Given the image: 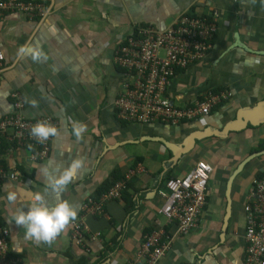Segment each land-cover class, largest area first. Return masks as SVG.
Instances as JSON below:
<instances>
[{"label": "crops", "instance_id": "0c3cea01", "mask_svg": "<svg viewBox=\"0 0 264 264\" xmlns=\"http://www.w3.org/2000/svg\"><path fill=\"white\" fill-rule=\"evenodd\" d=\"M185 13L214 21L217 30L205 57L174 72L168 97L179 108L218 90H227L230 99L200 122L123 123L114 109L122 80L113 62L114 47L141 28L164 31ZM20 45H39L46 58L18 59ZM259 51H264V0H45L41 17H0V122L11 113V95L16 93L24 120L49 117L58 130L41 160H32L30 143L19 145L11 131L0 134L1 165L16 176L0 187V227L9 232L8 257L19 264H125L135 257L145 235L161 232L171 242L155 264H244L243 205L252 180L264 173V154L234 178L223 232L225 183L264 138V124L226 139L198 141L179 161L159 140L180 144L190 133L220 128L239 109L261 101L264 57L256 55ZM29 100L35 101L34 107ZM73 121L85 125L79 140L71 134ZM73 159H79L81 167L59 199L72 206L74 219L48 242L24 239V229L9 222L20 202L9 203L5 193L24 187L55 202L57 197L44 191L42 170L56 169L58 175ZM198 161L213 168L205 206L195 228L179 236L175 225L159 214L164 183L181 177ZM114 173L127 185V201H104L100 215L84 212L88 202L99 203L97 189ZM76 220L84 225L81 245L71 238L70 224Z\"/></svg>", "mask_w": 264, "mask_h": 264}, {"label": "built area", "instance_id": "2783aa9c", "mask_svg": "<svg viewBox=\"0 0 264 264\" xmlns=\"http://www.w3.org/2000/svg\"><path fill=\"white\" fill-rule=\"evenodd\" d=\"M44 5L45 0H0V17L17 13L31 20L44 15ZM216 30L214 21L185 13L164 31L141 28L118 43L113 51V62L122 79L114 101L117 118L136 125L176 126L182 122H200L227 102L231 94L224 90L208 92L191 106L179 108L167 94L176 70H186L206 56ZM3 60L0 53V72ZM11 98L14 100L12 111L0 122V134L11 131L19 145L28 142L34 146L32 160L46 158L52 137L37 142L29 130L38 121L55 127L56 124L49 117L32 122L24 120L22 100L16 93ZM212 173L210 164L198 161L181 177L165 181L166 192L162 194L164 202L159 214L166 223L175 225L176 235H187L197 225ZM15 180V174L2 167L0 158V187L5 181ZM123 189V182L115 183L100 197L99 203L88 202L84 212L102 214V203L120 200ZM243 212L244 264H264V176L252 180ZM83 229L81 220L70 224L71 238L78 245L83 243ZM8 236L7 229L0 227V264H19L17 259L8 257ZM170 242L171 239L161 232L148 233L135 257L125 264H155L170 247Z\"/></svg>", "mask_w": 264, "mask_h": 264}, {"label": "clouds", "instance_id": "9594fccd", "mask_svg": "<svg viewBox=\"0 0 264 264\" xmlns=\"http://www.w3.org/2000/svg\"><path fill=\"white\" fill-rule=\"evenodd\" d=\"M15 54L18 59L27 57L33 62L43 61L46 58L39 45H20ZM28 103L35 106V101L29 100ZM84 131V124L72 122L71 134L77 140L81 138ZM29 134L37 142H43L49 137H56L58 130L47 122L38 121L30 128ZM80 167L81 161L73 159L58 175L56 169L51 172L47 169L42 170L47 180L44 191L56 196L55 202H46L41 192H32L24 187L5 193V199L9 203L20 202V206L16 208L9 222L24 229V239L48 242L61 232L70 220L74 219V209L67 201L59 199V194L73 180Z\"/></svg>", "mask_w": 264, "mask_h": 264}, {"label": "water", "instance_id": "95a60500", "mask_svg": "<svg viewBox=\"0 0 264 264\" xmlns=\"http://www.w3.org/2000/svg\"><path fill=\"white\" fill-rule=\"evenodd\" d=\"M256 55L264 57V51L255 52ZM264 124V98L261 101H258L252 106L245 107L239 109L233 120L226 122L220 128H212L205 127L201 130L194 131L190 133L180 144H172L166 142L165 140H159L165 147L169 148V151L172 152L174 156V161H179L182 157L187 155L196 142L202 141L208 138H216V139H226L230 133H236L247 129L248 127H259ZM264 154V149L260 151H256L250 155H248L243 161H241L237 167L232 171L229 175L226 183H225V215L223 218L222 231L224 232L226 229L227 221L229 219L230 214V192L234 178L243 170L244 166L250 162L255 157Z\"/></svg>", "mask_w": 264, "mask_h": 264}, {"label": "trees", "instance_id": "16d2710c", "mask_svg": "<svg viewBox=\"0 0 264 264\" xmlns=\"http://www.w3.org/2000/svg\"><path fill=\"white\" fill-rule=\"evenodd\" d=\"M136 33V31H135ZM136 35V34H134ZM219 91V90H218ZM251 128V127H249ZM264 149V138L263 139H260L258 140L256 146L254 148H252L250 150V153L251 152H256V151H260V150H263ZM113 175V174H112ZM110 175L108 177V179L97 189V192H96V198H100L103 194H105V192H107L115 183L123 180V178H120V176H116L115 173L114 175L112 176ZM112 176V177H111ZM264 176V173H260L256 176V178H261ZM111 178V179H110ZM168 180V179H167ZM126 188H127V185H125V182H124V189L121 191V198L122 200H126L125 199V192H126ZM120 198V199H121ZM128 203H130V201H128Z\"/></svg>", "mask_w": 264, "mask_h": 264}, {"label": "flooded vegetation", "instance_id": "af4514ba", "mask_svg": "<svg viewBox=\"0 0 264 264\" xmlns=\"http://www.w3.org/2000/svg\"><path fill=\"white\" fill-rule=\"evenodd\" d=\"M224 124H225V123H224ZM224 124H223V125H224ZM223 125H222V126H223ZM253 153H254V152H253Z\"/></svg>", "mask_w": 264, "mask_h": 264}, {"label": "rangeland", "instance_id": "374dc122", "mask_svg": "<svg viewBox=\"0 0 264 264\" xmlns=\"http://www.w3.org/2000/svg\"><path fill=\"white\" fill-rule=\"evenodd\" d=\"M257 144V143H256ZM256 146V145H255Z\"/></svg>", "mask_w": 264, "mask_h": 264}]
</instances>
